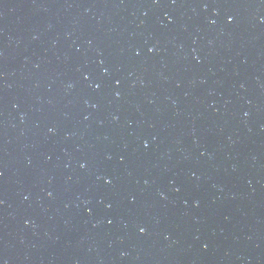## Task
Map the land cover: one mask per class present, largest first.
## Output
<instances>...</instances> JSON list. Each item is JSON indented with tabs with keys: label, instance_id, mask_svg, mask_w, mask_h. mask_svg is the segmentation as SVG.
Here are the masks:
<instances>
[{
	"label": "water",
	"instance_id": "water-1",
	"mask_svg": "<svg viewBox=\"0 0 264 264\" xmlns=\"http://www.w3.org/2000/svg\"><path fill=\"white\" fill-rule=\"evenodd\" d=\"M0 264H264V0H0Z\"/></svg>",
	"mask_w": 264,
	"mask_h": 264
}]
</instances>
